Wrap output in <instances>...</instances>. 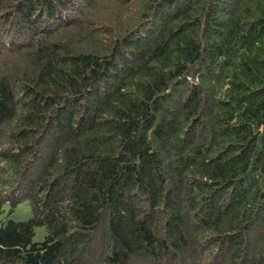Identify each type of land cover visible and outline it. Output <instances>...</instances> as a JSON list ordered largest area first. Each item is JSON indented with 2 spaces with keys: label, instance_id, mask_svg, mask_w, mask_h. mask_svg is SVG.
Instances as JSON below:
<instances>
[{
  "label": "trees",
  "instance_id": "trees-1",
  "mask_svg": "<svg viewBox=\"0 0 264 264\" xmlns=\"http://www.w3.org/2000/svg\"><path fill=\"white\" fill-rule=\"evenodd\" d=\"M0 264H264V0H0Z\"/></svg>",
  "mask_w": 264,
  "mask_h": 264
},
{
  "label": "rangeland",
  "instance_id": "rangeland-1",
  "mask_svg": "<svg viewBox=\"0 0 264 264\" xmlns=\"http://www.w3.org/2000/svg\"><path fill=\"white\" fill-rule=\"evenodd\" d=\"M32 215L30 202L28 200L20 203L13 212H11L7 218L13 220H23ZM47 234V228L45 226H37L33 237L34 241L43 240Z\"/></svg>",
  "mask_w": 264,
  "mask_h": 264
}]
</instances>
